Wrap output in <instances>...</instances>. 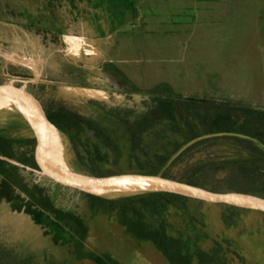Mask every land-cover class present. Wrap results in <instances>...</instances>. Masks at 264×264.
Segmentation results:
<instances>
[{"label":"trees","instance_id":"16d2710c","mask_svg":"<svg viewBox=\"0 0 264 264\" xmlns=\"http://www.w3.org/2000/svg\"><path fill=\"white\" fill-rule=\"evenodd\" d=\"M125 1L127 11L135 7L133 0ZM259 14L264 27V7ZM18 16L28 29L53 36L54 44L66 33L50 3L43 11L23 9ZM105 67L118 81L117 86L109 87L126 95L122 102L109 103L113 100L87 92L77 94L72 90L80 88L66 85L40 84L28 89L49 123L65 136L71 172L139 170L194 188L264 197V105L183 96L170 84L143 91L114 65ZM70 69L76 80L87 75L77 67ZM10 106L15 111L18 108ZM18 121L16 124H24L23 118ZM0 157L4 159H0V204L26 214L45 237L57 247L68 248L78 261L120 264L108 255L86 250L90 225L84 210L88 208L114 215L128 235L153 245L167 264H247L228 240H214L210 249L203 247L210 240L200 214L203 203L164 192L97 195L37 183L21 167L5 161L20 163L21 159L13 141L3 135ZM192 207L195 210L189 212ZM223 209L238 208L224 205ZM175 218L182 225L176 226ZM227 219L229 229L236 227ZM0 264L67 263L51 254L19 250L0 241Z\"/></svg>","mask_w":264,"mask_h":264},{"label":"rangeland","instance_id":"374dc122","mask_svg":"<svg viewBox=\"0 0 264 264\" xmlns=\"http://www.w3.org/2000/svg\"><path fill=\"white\" fill-rule=\"evenodd\" d=\"M133 2L135 7L127 11L125 0H0V78H6L9 70L13 79L9 91L17 88L23 95L24 124L21 126L27 150L36 168L52 174L71 172L67 141L49 123L39 101L29 94L31 85L83 88L72 91L84 95L88 89L116 92L117 87L111 89L108 85L118 84L116 77L105 67L111 64L140 90L150 91L160 84H170L180 95L196 96L205 88V85H196L197 75L202 71L196 62L197 53L204 56V67L209 70L215 69L213 54L218 50L230 52L232 61H239L241 53L246 51V48L239 47V43L248 40V37L243 39L242 34L249 33V22L260 18V10L264 7L262 0ZM46 3L51 4V12L63 24L66 32L59 37L58 44L53 43V36L45 37L43 31L40 34L28 29L26 21L18 16L23 9L43 11ZM210 9H216L215 21L222 20L223 26L215 30L208 28L210 30L204 32L205 38L201 40L203 35L197 31L196 24L212 19L209 17ZM253 32L252 27V35ZM256 32L259 46L255 48L259 50L264 48V27H261L260 21ZM228 36L232 39L229 40ZM71 67H77L87 75L82 81L76 80L70 74ZM222 69L227 71V65L223 64ZM102 98L107 100L106 96ZM3 109L0 99V112ZM21 126L16 124L17 129ZM49 131L53 140L45 144L40 140V134ZM0 135L14 142L9 122L2 114ZM73 190L97 195L125 192L116 187ZM66 197L70 198L71 193ZM223 206L203 204L201 208L200 214L204 216L207 226L204 231L210 236L209 241L202 243L203 247L210 249L214 240H228L247 264H264V212L234 205L228 206L237 210L226 211ZM194 210L195 207H192L188 211ZM176 212L173 210L172 213ZM84 213L90 225L87 251L108 255L120 264H167L153 245L139 243L128 235L114 215L92 212L88 208ZM225 218L236 227L229 229ZM172 222L176 226L182 225L178 218L172 219ZM0 241L19 250L31 248L37 253L51 254L67 264H95L74 259L68 248L55 246L26 214L15 213L4 203L0 204Z\"/></svg>","mask_w":264,"mask_h":264},{"label":"water","instance_id":"95a60500","mask_svg":"<svg viewBox=\"0 0 264 264\" xmlns=\"http://www.w3.org/2000/svg\"><path fill=\"white\" fill-rule=\"evenodd\" d=\"M13 83L12 74L7 70L6 78H0V97L8 95L9 86ZM87 93L92 96L105 97L106 92L88 89ZM13 95V93L11 92ZM14 100V99H13ZM16 100V98H15ZM7 110L8 122L13 134L14 145L19 152L21 162L19 166L25 174L34 180L47 186H57L68 189H96L101 187H116L125 192H164L184 199L200 202L206 205H234L245 206L262 210L264 212V197L245 191H209L179 184L166 180L160 176L131 169H111L99 172H69L52 174L35 167L29 155L23 128H16L17 117L23 118L20 110H13L8 103ZM18 114V115H17ZM18 121V123L20 122ZM19 130V131H18Z\"/></svg>","mask_w":264,"mask_h":264},{"label":"crops","instance_id":"0c3cea01","mask_svg":"<svg viewBox=\"0 0 264 264\" xmlns=\"http://www.w3.org/2000/svg\"><path fill=\"white\" fill-rule=\"evenodd\" d=\"M215 10H208L211 11L209 17L212 19L208 18L209 20L197 22L196 24L197 31H201L203 35L201 40H204V32H208L207 30L222 29L223 21H215ZM219 16L223 17L222 14H219ZM250 22L248 24L249 33L242 34L243 39L248 37L247 42L243 40L242 43H239L240 48H246V51L241 53L239 61L236 59L232 61L233 55L230 52L218 50L213 54L216 63L215 69L209 70L204 67L206 66L204 56H201L200 52L197 53L196 62L202 71L197 75L196 85H205L202 92L196 93L197 97L264 105V48L256 49L259 46L256 34V29L259 27V18L256 17ZM252 27L254 30L253 35ZM228 38H230L229 40L232 39L230 36ZM223 64L227 65V71L222 69Z\"/></svg>","mask_w":264,"mask_h":264},{"label":"bare ground","instance_id":"6f19581e","mask_svg":"<svg viewBox=\"0 0 264 264\" xmlns=\"http://www.w3.org/2000/svg\"><path fill=\"white\" fill-rule=\"evenodd\" d=\"M9 92H10L9 97H8L7 93H6L5 97L4 96L0 97L3 105H5L6 103H8L9 105H15L24 113L23 95L21 94V92L18 90L9 91ZM11 92L13 93V95L11 94ZM15 98H16V100H15ZM40 135H41L40 140H42V142L45 144L48 143L49 141L53 140V136H52L50 131L43 134V135L42 134H40ZM253 209H255V208H253Z\"/></svg>","mask_w":264,"mask_h":264},{"label":"flooded vegetation","instance_id":"af4514ba","mask_svg":"<svg viewBox=\"0 0 264 264\" xmlns=\"http://www.w3.org/2000/svg\"><path fill=\"white\" fill-rule=\"evenodd\" d=\"M80 89H83V88H80ZM106 93H107L106 94L107 100L116 101V100L121 99V98L126 99V95L118 93V92H110V93L106 92ZM0 114H2L4 116V118L8 121V115H7V110H6L5 106H4V109L0 112Z\"/></svg>","mask_w":264,"mask_h":264}]
</instances>
